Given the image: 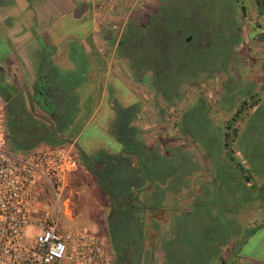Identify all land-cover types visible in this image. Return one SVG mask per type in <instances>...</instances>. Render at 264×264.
<instances>
[{"label": "rangeland", "instance_id": "rangeland-1", "mask_svg": "<svg viewBox=\"0 0 264 264\" xmlns=\"http://www.w3.org/2000/svg\"><path fill=\"white\" fill-rule=\"evenodd\" d=\"M262 8L261 12L256 0H100L95 7L96 52L103 56L96 55L95 67L104 70L96 80L102 79L104 86L92 95L98 102L84 104L85 116L92 117L86 135L71 144L75 151L77 145L90 152L112 149L110 144L115 143L107 130L117 116L116 107L135 104L140 109L135 124L164 154L158 166L172 172L168 183L176 189L164 203L167 221L163 219V226L151 233L149 245L157 246L152 264H218L213 260L217 256L208 253L217 232L232 231V222L244 231L252 228L246 221L248 209L231 205L242 189L226 173L232 167L221 130L226 129L239 104L256 94L259 104L248 108L235 124L239 135L233 150L252 176L258 170L264 176V5ZM32 10L0 7V39L8 47L4 53L0 43V69L9 82L25 92L32 90L37 78L28 53L29 40L24 38L30 34L26 17L33 15ZM20 25L26 30L15 32ZM136 26L137 40L131 35ZM79 27L72 33L79 32ZM69 44L77 64L90 72L86 70L89 61L78 47ZM24 99L30 115L42 116L39 108ZM21 122L26 129L21 136L29 135L32 150L46 144L41 132L29 130L33 128L25 116ZM77 132L72 126L70 133ZM68 139L61 137L60 145H69ZM179 178H184V184L179 185ZM259 187L258 183L249 186V194H258ZM69 190L75 213L71 223L105 234L107 207L95 179L80 170L70 178ZM38 202L39 197H35L25 244L37 234L45 217L46 207ZM237 236L227 233L218 239L230 245ZM162 240L171 253L159 249ZM226 249L223 254L228 256Z\"/></svg>", "mask_w": 264, "mask_h": 264}, {"label": "trees", "instance_id": "trees-1", "mask_svg": "<svg viewBox=\"0 0 264 264\" xmlns=\"http://www.w3.org/2000/svg\"><path fill=\"white\" fill-rule=\"evenodd\" d=\"M256 1L262 12L264 0ZM13 2L14 0H0V5L8 6ZM245 10L243 8V12ZM138 31L137 26L131 29V35L135 40H137ZM174 32L178 34L177 30ZM123 42L124 40H121L120 45ZM134 47L135 45L132 46V48ZM1 48L4 53L7 52L3 42ZM0 58H2V54ZM131 62L135 68L139 69L133 59ZM42 67L37 70V78L32 90L28 92L18 90L7 80L4 71L0 69V96L6 102L7 139L11 149L32 150L28 144L29 135L24 136L25 138L21 136V131L26 130L21 122L23 116L30 124V128H33L29 130L41 132L46 144L53 147H64L60 145L62 144L61 137L67 136L69 145L66 146H70L73 139L78 137L80 140L87 133L90 116H85L84 104L95 99L92 95L86 96V92L89 90L86 83V71L82 68L64 72L55 66L46 70ZM81 86L86 89L79 91L78 88ZM255 96L250 95L249 98L244 99L228 120L226 129L221 130L224 135L226 158L232 167L226 173L231 176L232 182L239 187V190L242 189L238 191L241 194L239 193V196L231 204L236 209H239L240 206L245 209L249 208L253 202L262 199V183L257 179V177H263L260 175L262 172L258 170L257 176L255 174L252 176L251 171L244 168L233 150V143L239 135L235 124L243 118L242 115L248 108L259 104V100L255 99ZM24 97L33 107L36 106L42 111V116L35 115L33 117L28 113ZM58 97H62V99H58ZM113 100L115 103L117 102L116 98ZM62 101L65 102V106L62 105ZM116 113L117 116L112 119L107 130L115 143L110 144L112 149L102 147L90 152L77 145L74 152L78 159L79 170L73 176L80 170L86 171L95 179L104 198L107 211L105 234L103 235L108 238L110 251L114 254V264H152L157 246L156 244L149 245V240H153L151 233L155 228L163 226V219L167 221L165 214L168 213V207L164 203L169 194L176 193V189H172L168 183L172 172L167 171L165 167L158 166V160L160 159L161 162L164 154H161V151H158L154 144L146 139L143 131L135 124V120L140 116V109L137 105L126 107L118 105ZM84 117L86 119L82 121ZM72 126L77 128V135L70 133ZM183 180L184 178H179V185H182ZM256 183L260 184L261 191L253 196L249 194L248 187L254 186ZM239 200H242V203ZM160 216L165 218H160ZM230 228L232 231L227 229L223 233L217 232L216 243H213L212 249L208 252L209 255L217 256V259L213 260L220 259L226 247L230 246L227 245L228 241L219 240L221 236L228 233L232 237L236 235H239L237 237L242 236L244 239L247 237L248 231L242 230L236 222H232ZM159 249L168 254L172 252L165 241L159 244ZM226 252L230 255L231 249H226ZM206 259L204 261L209 263ZM222 264H227V259L224 257Z\"/></svg>", "mask_w": 264, "mask_h": 264}, {"label": "built area", "instance_id": "built-area-1", "mask_svg": "<svg viewBox=\"0 0 264 264\" xmlns=\"http://www.w3.org/2000/svg\"><path fill=\"white\" fill-rule=\"evenodd\" d=\"M78 170L72 146L11 149L0 96V264H114L107 236L71 223L69 180ZM35 197L45 217L25 244Z\"/></svg>", "mask_w": 264, "mask_h": 264}, {"label": "crops", "instance_id": "crops-1", "mask_svg": "<svg viewBox=\"0 0 264 264\" xmlns=\"http://www.w3.org/2000/svg\"><path fill=\"white\" fill-rule=\"evenodd\" d=\"M99 1L88 0L85 3L81 0H14L12 4L0 5V7L15 5L24 9L33 8V15L26 17V20L31 24L27 28L30 30V34L24 35V38L29 40L28 46L25 45L30 47L31 51L28 53L36 70L42 66L45 70L55 66L64 72L84 68V65L77 64L75 53L69 43L78 47L84 59L88 60L90 64V68L86 69L90 70V72L86 71V83L90 89L86 94L89 96L94 95L96 90L104 86L102 79L96 80L99 79L97 78L98 73L102 75L101 72L104 70L99 65L95 67L96 55L103 57L96 52L97 43L95 40L97 30L95 7L99 5ZM26 20H21V22H26ZM78 26H80L79 32L72 33ZM22 27L20 25L19 28H15V32L26 30ZM65 40L69 43H65ZM49 46L53 47L55 52L52 49L48 51L46 47ZM5 47L8 49L6 45ZM77 139L78 137L73 139L74 143ZM70 146L73 147V144ZM259 182L262 183V199L253 202L252 206L247 208L249 212L246 221L248 225H252V228L247 230L248 234L245 239L241 236L236 242L230 244V255L222 254L221 258L217 260L218 264H222L223 257L227 259V264H264V176Z\"/></svg>", "mask_w": 264, "mask_h": 264}]
</instances>
